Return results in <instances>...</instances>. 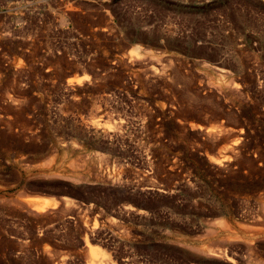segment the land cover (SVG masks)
Wrapping results in <instances>:
<instances>
[{
	"label": "rangeland",
	"instance_id": "rangeland-1",
	"mask_svg": "<svg viewBox=\"0 0 264 264\" xmlns=\"http://www.w3.org/2000/svg\"><path fill=\"white\" fill-rule=\"evenodd\" d=\"M263 211L264 0H0V264H264Z\"/></svg>",
	"mask_w": 264,
	"mask_h": 264
},
{
	"label": "bare ground",
	"instance_id": "bare-ground-1",
	"mask_svg": "<svg viewBox=\"0 0 264 264\" xmlns=\"http://www.w3.org/2000/svg\"><path fill=\"white\" fill-rule=\"evenodd\" d=\"M134 57H135V55H134ZM136 58V57H135ZM164 71V70H163ZM66 73V72H65ZM156 73V72H155ZM161 73H163V72H161ZM164 74V73H163ZM154 75V74H153ZM157 77V76H156ZM155 77V78H156ZM164 77V76H163ZM158 78H159V76H158ZM80 80H82V79H80ZM65 83V82H64ZM71 83H73L72 81H68L67 82V87L68 86H70L71 85ZM80 85V84H79ZM74 86V85H73ZM72 86V87H73ZM70 88H71V86H70ZM235 90V89H234ZM236 91V90H235ZM74 93V92H73ZM72 94V93H71ZM66 95V94H65ZM76 99V98H75ZM95 112H99V110L97 111V110H95ZM91 115V114H90ZM105 116H100L99 117V120H102V118H104ZM103 121V120H102ZM103 122H105V120L103 121ZM79 123V122H78ZM107 125V121L105 122V123H102V124H100L99 123V121L97 120V121H90L88 124H87V126L85 127V130H88V129H91V128H103V132H104V134H105V137H109V138H113V137H116V135H117V133H118V130L121 128V122L120 123H116L115 124V127L113 128V129H111V126H110V128H109V126L107 127L106 126ZM101 126V127H100ZM194 126V125H193ZM196 128V127H195ZM122 129V128H121ZM200 129V128H199ZM82 130V129H81ZM93 130V129H92ZM209 130H211V129H209ZM240 130V129H239ZM95 131V130H94ZM97 131V130H96ZM95 131V132H96ZM99 131V130H98ZM86 132V131H85ZM89 132V131H88ZM102 133V132H101ZM211 133V131H209V134ZM103 134V135H104ZM220 134V133H219ZM216 135H217V133H216ZM120 136V135H119ZM237 136H239L238 134H237ZM218 137V136H217ZM229 137V136H228ZM118 138V137H117ZM218 138H220V137H218ZM230 138V137H229ZM235 138V137H234ZM237 138V137H236ZM224 139V138H223ZM107 140V139H106ZM225 140V139H224ZM240 140V139H239ZM238 140V141H239ZM231 141V140H230ZM233 141V140H232ZM235 141H236V139H235ZM235 141H234V143H235ZM116 142V141H115ZM119 142V141H118ZM117 142V143H118ZM219 142V141H218ZM228 142V141H227ZM229 143V142H228ZM243 143V142H242ZM219 144V143H218ZM229 145V144H228ZM236 145H237V143H236ZM110 146V145H109ZM224 146V145H223ZM230 146V145H229ZM233 146L235 147V144H233ZM242 147V146H241ZM239 148V147H238ZM233 149L234 148H232V146H231V148L229 147V149L228 150H226V152L225 153H232V151H233ZM220 150V149H219ZM218 150V151H219ZM224 150H225V148H224ZM234 150H236V149H234ZM241 152V151H240ZM239 152V153H240ZM224 153V152H223ZM236 153V152H235ZM238 153V152H237ZM234 154V153H233ZM223 156V155H222ZM238 156V155H237ZM240 156V155H239ZM244 156H245V154H244ZM253 156V155H252ZM246 157V156H245ZM247 160V159H246ZM251 160H252V158H251ZM212 161V160H211ZM214 163L217 165V167L219 166V168H220V166H222L223 165V163H228V162H230V157L229 156H223L222 158H220V159H218V157L217 158H215L214 160ZM213 163V164H214ZM231 164V163H230ZM244 165V164H243ZM215 166V165H214ZM236 166V165H235ZM249 166V165H248ZM226 167V166H225ZM232 167V166H231ZM238 168V167H237ZM252 168V167H251ZM243 169V168H242ZM230 172V171H229ZM218 173V172H217ZM226 173H228V172H226ZM236 173V172H235ZM114 175V174H113ZM112 175V176H113ZM48 176V175H47ZM50 176V175H49ZM111 176V175H110ZM109 176V177H110ZM226 178V177H225ZM75 180V179H74ZM76 181V180H75ZM258 196V195H257ZM63 200L65 201V202H67V205H68V201H70V200H68L67 198H63ZM35 201V200H34ZM43 201V199L42 200H40V202L41 203H37V202H34V203H32V202H30L31 204H29L28 205V207H26L27 208V211H28V213L29 214H31V215H33V216H40L42 213H45V212H47V209L49 208V206H48V204H46V202H42ZM261 203V202H260ZM22 206V205H21ZM263 207V206H262ZM20 209V208H19ZM51 209V208H50ZM120 209V208H119ZM124 210L125 211H127L128 209L126 208V207H124ZM53 211H54V208H53ZM122 212V211H121ZM130 212V211H129ZM128 212V213H129ZM264 212V211H263ZM139 213V212H138ZM137 213V214H138ZM253 213V212H252ZM50 215V214H49ZM139 215V214H138ZM263 215H264V213H263ZM32 216V217H33ZM244 217V216H243ZM263 217V216H262ZM35 218V217H34ZM249 218H252V216L251 217H249ZM37 219V218H36ZM222 220V219H221ZM259 220H260V218H259ZM251 221V220H250ZM222 223V222H221ZM222 225V224H221ZM253 225V224H252ZM222 226H224V224L222 225ZM258 227H259V225H257ZM219 227V226H218ZM89 228V227H88ZM91 228V227H90ZM93 228V227H92ZM262 228V227H261ZM225 230V229H224ZM248 232H249V230H248ZM254 232V231H253ZM252 232V233H253ZM205 234V233H204ZM250 234V233H249ZM238 241V240H237ZM227 242H228V240H227ZM252 242V241H251ZM237 243V242H236ZM240 243V242H239ZM224 244V243H223ZM219 245H221V244H219ZM238 245V244H237ZM252 245V244H251ZM217 246V245H216ZM239 247V246H238ZM248 247V246H247ZM254 247V246H253ZM218 248H220V247H218ZM246 248V247H245ZM215 249H217V248H215ZM227 249V248H226ZM236 249H237V247H236ZM249 249V248H248ZM250 249H254V248H250ZM202 250V249H201ZM219 250V249H218ZM218 250H216V251H218ZM223 250H225V249H223ZM246 250V249H245ZM207 251H209V250H207ZM254 251V250H253ZM45 253H46V250H45ZM209 253V252H208ZM214 253V252H213ZM220 253V252H219ZM47 254V253H46ZM45 254V255H46ZM87 255L86 256H88V258H89V256H90V264H112V262H110V260H108L106 257H105V254H104V252L103 251H100V250H98V249H96V251H92L91 249H90V252H89V255H88V253H86ZM215 254V253H214ZM248 254V253H247ZM252 254V253H251ZM253 254H254V252H253ZM258 254V253H257ZM47 255H49V253L47 254ZM207 255V254H206ZM209 255V254H208ZM212 257V256H211ZM232 260V259H231ZM248 261V260H247ZM260 261V260H259ZM89 262V261H88ZM262 263V262H261ZM260 263V264H261ZM57 264V263H56ZM64 264V263H63ZM256 264V263H255Z\"/></svg>",
	"mask_w": 264,
	"mask_h": 264
}]
</instances>
